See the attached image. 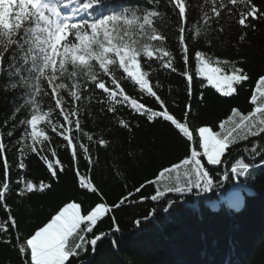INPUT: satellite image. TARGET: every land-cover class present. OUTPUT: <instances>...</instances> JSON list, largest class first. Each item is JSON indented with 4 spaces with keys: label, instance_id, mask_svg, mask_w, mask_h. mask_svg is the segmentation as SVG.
<instances>
[{
    "label": "snow or ice",
    "instance_id": "snow-or-ice-1",
    "mask_svg": "<svg viewBox=\"0 0 264 264\" xmlns=\"http://www.w3.org/2000/svg\"><path fill=\"white\" fill-rule=\"evenodd\" d=\"M168 4L176 17L178 55L184 65L180 75L186 79L189 98L193 96L194 81V75L188 70L190 41L194 45L203 36L210 45L211 40L207 38L210 31L223 33L225 25L230 27L235 23L241 28L239 40L242 42L247 30H256L258 24H264V0H202L197 5L199 19L191 29L187 28L192 23L189 0H168ZM146 5L151 7H110L105 0H0V75L6 72L9 77L5 91L23 89V103L16 105L11 116L0 125L10 129L6 133L9 138L15 135L18 126L23 128L17 141L21 156L17 167L26 169V154H34L46 166L51 179H58V174L64 171L58 148L63 147L75 165L79 188L100 196V202L86 210L82 208V201L66 202L41 226L21 235L19 223L7 203L8 194L13 191L11 165L5 133L0 131L3 168L0 207L8 213L7 220L0 222V242L11 244L15 232L13 246L21 264H73L89 247L95 251L97 243L107 235L95 232L98 224L125 203L134 202L144 188L141 184L118 202L109 204L93 178L81 173V158L89 173L98 163V157L94 158L92 153L93 145L97 149H107L110 145L103 134L96 137L84 130L81 112L88 111L87 105L81 107L84 100L97 99L107 106L102 111L113 115L126 107L149 122L161 119L188 142L189 154L161 169L155 180L148 181L156 185L155 191L150 197L140 195L141 201H157L170 192L184 194L193 189L209 192L220 186L222 180L231 178L228 171H222L224 165H229L233 177L250 175V170L256 167L264 168V73L255 81L249 99L251 111L245 114L232 108L219 122V130L210 126L193 128L189 123L191 104L178 118L158 94L159 82L152 83V73L157 71L154 63L172 72L179 69L177 55L167 43L169 35L164 27L170 23L167 14L160 11L158 0H146ZM188 32L194 35H187ZM194 60L195 77L201 78V88L210 87L223 97L233 96L251 79L247 69L241 66L242 61L222 60L204 50H195ZM129 87H138L139 96L126 90ZM97 89L102 97H94ZM144 95L153 99L155 108L142 101ZM199 99L204 100L203 92ZM56 110L63 122L53 118ZM22 111L26 115L18 119ZM41 124L62 137V144L53 146L51 136ZM116 124L131 131L130 121L122 117H117ZM241 142L246 143L234 152L233 148ZM16 185V194L27 199L52 188L51 183H36L24 176H20ZM154 213L155 209L150 215ZM111 219L114 230L119 231L115 216ZM140 222L135 221L137 225Z\"/></svg>",
    "mask_w": 264,
    "mask_h": 264
},
{
    "label": "trees",
    "instance_id": "trees-1",
    "mask_svg": "<svg viewBox=\"0 0 264 264\" xmlns=\"http://www.w3.org/2000/svg\"><path fill=\"white\" fill-rule=\"evenodd\" d=\"M105 2L110 7H151L146 5V0ZM158 2L160 11L167 14L170 22L164 27L169 35L168 47L177 55L176 66L179 71L163 69L157 62L153 64L157 71L152 73L151 80L154 85L159 82L160 87L156 90L168 102L169 109L179 118L184 115L186 106L191 104L190 125L193 128L210 126L214 130H219V122L230 114L232 108H238L245 114L251 111L249 99L255 81L264 73V24H258L256 30H247L246 39L242 42L239 40L241 28L235 23L230 27L225 25L226 30L223 33L210 31L207 37L211 40L210 45L203 36L197 38L194 45L190 41L188 70L194 75V81L193 96L189 98L186 79L180 75L184 65L178 55L175 13L168 0ZM201 2L202 0H189V16L192 22L187 25L189 29L199 19L197 5ZM215 28L216 25H213V29ZM186 34L194 35L192 32ZM195 50L207 51L222 60L242 61L241 66L247 69L251 79L231 97H223L210 87L201 88V78L195 77ZM8 81L6 72L0 75V125L11 116L16 105L23 103V89L4 90ZM126 90L139 96L138 87H129ZM201 92L204 93L203 101L199 99ZM102 95L100 90H95L94 97ZM141 98L148 106L156 107L152 98L146 95ZM48 103L46 98L45 110ZM84 105L88 108L87 112H81L84 130L96 137L103 134L104 138L110 140V145L107 149H97L93 145L92 153L94 158L98 157V163L89 173L86 162L81 158V173L89 174L93 178L104 201L109 204L118 202L141 184L144 188L135 196L134 202L125 203L98 224L95 232H105L107 235L97 243L95 251L89 247L87 253L73 260V264H264V168L256 167L250 170V175L233 177L229 165H224L222 171H228L231 178L222 180L220 186L209 192H200L197 189L184 194L170 192L157 201H141L140 195L150 197L155 191L156 185L147 183L148 181L155 180L161 169L178 163L189 154L188 142L168 122L161 119L149 122L126 107H121L119 113L113 115L106 110L102 111L107 106L98 103L95 98L90 102L82 101L81 107ZM58 112L56 110L53 113V118L63 122ZM25 115L22 111L18 119ZM118 116L130 121L131 131L116 124ZM40 127H44L51 136L53 146L62 144V137L52 133L44 124ZM9 130L0 127V131L5 133L4 139L8 145L7 156L11 165L13 186L7 203L19 223L21 235L31 233L41 226L66 202L82 201V208L85 210L100 202V196L79 188L75 165L70 153L63 147L58 148V158L64 167V171L58 174V179H51L46 166L34 154H26L27 168L19 169L17 162L21 156L17 151V141L23 128L18 126L11 138L6 135ZM84 142L88 143L86 139ZM245 143L241 142L233 151L243 147ZM48 155L50 156V152ZM20 176L36 183H51L52 188L45 193L33 195L30 199L21 198L15 191L16 181ZM2 177L3 168L0 164V179ZM217 179L219 181L222 178ZM235 181L242 187L237 205L232 203L234 196L231 201L225 200ZM160 187L163 188V182ZM211 202L218 204L216 210L210 207ZM166 207L167 211L164 210ZM153 209L155 213L150 215ZM112 215L116 218L119 231L114 230ZM7 216L5 209L0 207V222L7 220ZM136 220L141 221L139 225L135 223ZM12 235L11 244L0 242V264H21L19 253L13 246L15 232Z\"/></svg>",
    "mask_w": 264,
    "mask_h": 264
},
{
    "label": "rangeland",
    "instance_id": "rangeland-1",
    "mask_svg": "<svg viewBox=\"0 0 264 264\" xmlns=\"http://www.w3.org/2000/svg\"><path fill=\"white\" fill-rule=\"evenodd\" d=\"M241 187L237 188V189H233V192L230 190L225 198L226 201H231L232 200V196L235 195L233 197V200H232V203L234 205H237L239 203V200H240V192ZM210 207L213 209V210H216L217 209V203L216 202H211L210 204Z\"/></svg>",
    "mask_w": 264,
    "mask_h": 264
}]
</instances>
